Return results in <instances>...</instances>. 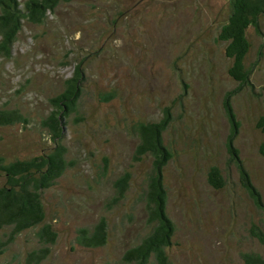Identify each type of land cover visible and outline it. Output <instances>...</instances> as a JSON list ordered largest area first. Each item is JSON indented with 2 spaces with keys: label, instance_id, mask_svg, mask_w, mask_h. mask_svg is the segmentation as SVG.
Returning a JSON list of instances; mask_svg holds the SVG:
<instances>
[{
  "label": "rangeland",
  "instance_id": "rangeland-1",
  "mask_svg": "<svg viewBox=\"0 0 264 264\" xmlns=\"http://www.w3.org/2000/svg\"><path fill=\"white\" fill-rule=\"evenodd\" d=\"M229 0H61L44 23L25 22L10 57L0 55V106L18 107L28 123L0 127V155L25 159L54 145L40 120L49 99L82 71L78 113L63 123L70 165L43 194L46 221L56 231L40 264H129L123 254L148 230L145 194L152 157H137L138 122H169L164 167L167 211L174 223L171 264H243L241 254L263 251L250 236L264 226V157L258 152L264 116V16L262 32L249 28V82L228 73L230 58L217 39ZM104 91H114L109 100ZM229 94L237 128L232 133L224 103ZM258 190L255 203L228 149ZM217 166L222 184L208 182ZM128 172L123 194L112 200L115 181ZM5 178L0 174V185ZM101 216L108 240L87 248L77 230ZM39 246L34 230L18 235L2 257L27 264Z\"/></svg>",
  "mask_w": 264,
  "mask_h": 264
},
{
  "label": "trees",
  "instance_id": "trees-1",
  "mask_svg": "<svg viewBox=\"0 0 264 264\" xmlns=\"http://www.w3.org/2000/svg\"><path fill=\"white\" fill-rule=\"evenodd\" d=\"M61 0H0V55L10 57L12 46L25 22L44 23L49 12ZM264 16V0H229V12L221 25L217 39L225 45V55L230 58L229 75L240 84H247L251 69L246 65V58L251 48L248 36L249 28L262 32L261 18ZM82 71L76 67L72 76L64 82V89L49 99L52 110L40 120V126L46 128L53 140V147L45 153L25 159L7 160L0 155V174L5 181L0 185V264L9 245L19 234L34 230L39 246L26 254L27 264H40L50 252V244L56 239V231L46 221L43 200L44 191L52 187L65 173L70 165L68 148L64 141L63 123L68 117L79 111L81 96L80 79ZM224 109L232 133L238 126L233 107L228 100ZM115 96L114 91H104L102 98L109 100ZM28 116L18 107L0 106V127L17 123H28ZM169 122L167 113L157 121L138 122L135 126L139 142L135 154L137 157H152V172L145 194V213L148 230L132 244L123 254L129 264H171L168 248L172 244L175 231L173 221L167 211V190L163 170L172 157L171 149L165 144L164 132ZM256 126L262 133L258 152L264 157V116H260ZM228 149L239 165L241 178L254 201L262 205V199L252 184L248 172L239 162L238 151L232 141ZM129 173L125 172L115 181V194L112 200L123 194L128 183ZM208 182L219 187L222 176L217 166L210 167ZM249 234L263 248V251H250L241 254L243 264H264V226L252 224ZM108 240V221L101 216L90 226L77 230V243L87 247L103 246Z\"/></svg>",
  "mask_w": 264,
  "mask_h": 264
}]
</instances>
